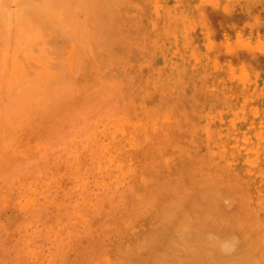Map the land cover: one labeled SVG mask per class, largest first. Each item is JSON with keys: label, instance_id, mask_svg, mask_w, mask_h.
<instances>
[{"label": "rangeland", "instance_id": "obj_1", "mask_svg": "<svg viewBox=\"0 0 264 264\" xmlns=\"http://www.w3.org/2000/svg\"><path fill=\"white\" fill-rule=\"evenodd\" d=\"M208 1L0 0V264L264 263V56L208 76L252 69L241 112L197 95L192 60L225 35Z\"/></svg>", "mask_w": 264, "mask_h": 264}, {"label": "bare ground", "instance_id": "obj_2", "mask_svg": "<svg viewBox=\"0 0 264 264\" xmlns=\"http://www.w3.org/2000/svg\"><path fill=\"white\" fill-rule=\"evenodd\" d=\"M211 1L213 2V0H209L208 2H207V4L206 3H203V4H201L200 5V8L199 9H197L196 10V13H198L199 15H200V19L202 20V23H204V20L206 21L205 23H207L209 20H210V18H209V15H208V6H209V4L211 3ZM225 1V4L224 5H222L221 7H220V15L218 16V18L217 17H211V20H214V21H216L218 24H219V26H218V30H222L223 31V33L225 34V35H228V34H231V35H229L228 37H226L225 35L223 36V39L221 38V39H218V42H213V39H212V37H211V35H210V33H208L206 30H204V31H206V37H205V42L203 43V49L201 50V51H199V52H197L198 53V55H196V57L192 60V66H200L201 68H202V71L201 72H203L204 70H206V71H204L203 73H201V74H203V76H202V80L200 81V84L199 85H197V87H196V89H195V93L197 94V95H204L205 96V98L206 97H209V96H215V93L216 94H218V96H219V98L220 99H223V103H220V107H222L223 109H228L230 112H234L233 111V109L236 111V110H238L239 112H241L242 111V108L245 106V102H246V99H245V97L241 94L240 95V93L242 92V87H243V85H241L242 84V82H244V80H248V77L250 76V74L252 73V69L250 68V69H244V71H245V73H244V71L243 70H239L240 71V74H238V76H236L235 77V74L233 75V76H229V78H222V77H218L217 78V80H216V82L214 83V84H211V86L208 88V86H207V84H209V83H207L208 81H209V75H211L210 74V72L211 71H213V70H216V68L218 67V66H220L221 64H222V61H223V59H222V57L224 56H227V57H230V56H232V54H234V55H236V54H240V53H247L248 55H250V57L251 58H253V59H257V57L259 58V57H262V56H264V35H258V36H255V37H253V34L251 35V33L252 32H254V28L257 26V25H261V24H264V0H224ZM189 3V2H188ZM198 3H196V5H197ZM111 7V6H110ZM200 19H197V21H199L200 22ZM191 24V23H190ZM208 27V25L207 26H205V25H203L202 26V29H206ZM196 29L195 27H191V28H189L188 30H187V27L185 28V30L186 31H190V30H192V29ZM246 30H248V31H250L248 34L249 35H247V36H245L244 34V32L246 31ZM203 31V30H202ZM202 45V44H201ZM185 46V45H184ZM257 49V50H256ZM77 50V49H76ZM253 51H256V54L254 55V56H252L253 55ZM74 52H76L75 51V49H74ZM77 53V52H76ZM166 62V61H165ZM175 63V62H174ZM231 64V63H230ZM245 64V63H244ZM243 64V65H244ZM232 65H234V64H232ZM235 66V65H234ZM223 67L224 66H222V68H221V70L223 69ZM154 68V67H153ZM157 68V67H156ZM159 68V67H158ZM236 68V67H235ZM239 69H241V68H239ZM184 71V70H183ZM227 71H229V67H227V70H226V73H225V70H224V72H223V74L221 73V75H223V77L225 76H227L228 74H227ZM176 72V71H175ZM200 74V75H201ZM153 75V74H152ZM156 75V74H155ZM166 75V74H165ZM248 76V77H247ZM157 77V76H156ZM174 77V76H173ZM184 77V76H183ZM171 79V78H170ZM221 79H225V88L224 87H219V85H218V83H219V81L221 80ZM162 80V79H161ZM174 80V79H173ZM160 81V80H159ZM110 88L111 87H109V90H110ZM195 88V87H194ZM200 88V89H199ZM142 90V89H141ZM235 91H238L239 92V94L237 95V96H234L235 94H234V92ZM190 96V95H189ZM197 98V97H196ZM209 110L210 111H212V112H215V113H217V109H212L211 108V106L209 105ZM146 110V109H145ZM144 110V111H145ZM129 111V110H128ZM148 111V110H147ZM221 111V110H220ZM130 113V112H129ZM237 113V112H236ZM133 114V113H132ZM147 114V113H146ZM218 114H220V113H218ZM218 114H217V117H218ZM210 115L211 114H208V115H206L205 116V120H206V124H213V118L212 117H210ZM221 115V114H220ZM243 115V114H242ZM129 120V119H128ZM127 121V120H126ZM128 123H129V121H128ZM197 127V126H196ZM207 127V126H206ZM205 128V127H204ZM206 129V128H205ZM204 129V130H205ZM194 140V139H193ZM264 147V146H263ZM222 150L224 151V153H225V155H227V156H229V150L224 146V145H222ZM249 160V159H248ZM251 160V159H250ZM254 161V160H253ZM246 163V166H247V171H250L252 168H253V166H254V163L252 162V161H250V162H245ZM261 165V167H262V169H264V164H260ZM217 172V171H216ZM261 172H262V170H261ZM257 173H259V172H257ZM263 173V172H262ZM239 175V174H238ZM248 176H250V172H247L246 174H245V176H244V178H246V177H248ZM220 178H222L223 180H224V176H219ZM214 179V178H213ZM211 180H212V178H211ZM231 180V179H230ZM248 180V179H247ZM214 181V180H213ZM238 180H237V178H235V180H234V182H235V184L236 183H239V181L237 182ZM215 182V181H214ZM226 184V183H225ZM229 184H230V186H229ZM228 185H222V187L221 188H219L220 190H221V197H222V194H223V199H225L224 197H226L227 196V194L230 192V190L231 189H233L234 188V185H232L231 186V184L232 183H229ZM212 186H213V184H211ZM210 185V186H211ZM212 186L211 187H208V188H212ZM225 186L228 188V190L227 191H229V192H227V194L226 193H224V191H225ZM237 185H235V187H236ZM215 187L216 186H213V188L212 189H214L215 190ZM230 188V189H229ZM241 188V189H240ZM217 189V188H216ZM236 188H234V190H235ZM238 190L240 189V190H242V189H245L244 187L242 188V187H239V188H237ZM236 189V190H237ZM247 189V188H246ZM207 191H209V190H207ZM206 191V194H208V193H210V191L209 192H207ZM217 191H219V190H216V191H213V194H215V193H217ZM244 191L245 190H243L242 192V195H243V197H240L241 198V200L240 201H242V200H248L249 201V197H250V192L248 191V190H246L248 193L246 194V191H245V193H244ZM240 192V191H239ZM238 192V193H239ZM211 193H212V191H211ZM210 193V194H211ZM234 194V192H230V194ZM237 193V192H236ZM235 193V194H236ZM220 194V193H219ZM230 194H229V196H230ZM232 194H231V196H232ZM229 196H228V198H229ZM230 196V197H231ZM241 196V195H240ZM221 197H220V199H221ZM227 197H226V199H228ZM234 198V197H233ZM222 200V199H221ZM229 200V199H228ZM238 200V199H237ZM224 201V200H223ZM236 201V200H235ZM239 201V200H238ZM247 201V202H248ZM53 202V201H52ZM232 203H233V201H231ZM231 202H230V204H231ZM244 202H246V201H244ZM220 203V202H219ZM249 203V202H248ZM218 204V203H217ZM221 204H223V202L221 203ZM220 204V205H221ZM235 204V203H234ZM233 204V205H234ZM240 203H238V205H239ZM244 204H246L247 205V203H244ZM249 205V204H248ZM218 206V205H217ZM243 206V205H242ZM241 206V208H243ZM250 206H252V205H250ZM57 207V206H56ZM216 207V206H215ZM235 207H237V206H235ZM240 207V206H239ZM244 207H246V206H244ZM148 208V207H147ZM251 208V207H250ZM237 209H238V207H237ZM237 209H236V211H235V213H237ZM245 209V208H244ZM247 209V208H246ZM254 209H255V207H254ZM253 209V210H254ZM239 211V210H238ZM246 211V210H245ZM248 211V210H247ZM234 212V211H233ZM224 213V212H223ZM226 213V212H225ZM232 213V212H231ZM254 214V213H253ZM228 215V213H226V216ZM236 215V214H235ZM226 216H225V218H226ZM229 216V215H228ZM253 216V215H252ZM256 216V215H255ZM263 218V217H262ZM222 219V218H221ZM228 219V218H227ZM232 219H234V218H232ZM261 219V218H260ZM225 220V219H224ZM231 220V219H230ZM235 220V219H234ZM252 220H254L253 218H252ZM257 220H258V218H257ZM222 221V220H221ZM259 221V220H258ZM236 222H238L239 223V221L237 220ZM253 223H254V221H253ZM237 225V224H236ZM242 225V224H241ZM240 225V226H241ZM239 226V225H238ZM236 228V227H235ZM242 228V227H241ZM238 229V228H237ZM256 230H257V228H256ZM220 231V230H219ZM222 232V230L220 231V233H218V234H216V237L218 238V236H219V234L224 238V239H227V240H231V236L229 235H227V232L225 233L228 237L226 238V236H224V231H223V233H221ZM218 235V236H217ZM212 236H214V235H212ZM222 237H220V239L222 238ZM257 237H259V236H257ZM156 238V237H155ZM219 239V240H220ZM251 239H252V237H251ZM258 239H260V237L258 238ZM222 240V239H221ZM262 240V239H261ZM208 241V244H209V241H210V239L209 240H207ZM214 241H215V239H214ZM217 241V240H216ZM223 241V240H222ZM222 241H219V242H222ZM225 241V240H224ZM211 242H212V239H211ZM228 242V241H227ZM258 242H260V240L258 241ZM150 243V242H149ZM154 243V242H153ZM152 243V244H153ZM218 242H216V244H217ZM223 243V242H222ZM257 243V242H256ZM151 244V245H152ZM207 244V243H206ZM216 244H213V245H215L216 246ZM227 244V243H226ZM259 244V243H258ZM262 244V243H261ZM149 245L150 244H148V247H146V248H148V249H150L149 248ZM150 245V247H152L153 248V250H151L150 251V256H153V259H156V258H159V256H160V251H158V250H156V249H158V248H156L155 246H153V245H158V244H153L152 246ZM188 245V244H187ZM221 245V244H220ZM220 245H218L217 244V246H220ZM229 245V243L227 244V246ZM231 245V244H230ZM136 246H139L140 247V244L139 245H136ZM163 246H165V245H163ZM204 246V245H203ZM206 246V245H205ZM211 246H212V244H211ZM260 246V245H259ZM154 247L156 248V249H154ZM166 247V246H165ZM185 247H186V245H185ZM202 247V246H201ZM224 247V246H223ZM226 247V246H225ZM131 248H133V247H131ZM145 247H144V249H146ZM167 248L169 249V247H168V245H167ZM174 248V247H173ZM200 248V247H199ZM134 249V248H133ZM160 249V248H159ZM171 249V248H170ZM183 249H188V247L187 248H184L183 247ZM183 249H181V251L183 250ZM208 249V248H207ZM210 249V248H209ZM165 250V249H164ZM175 249H173V251H174ZM223 250H225V248L223 249ZM223 250H220V252H222V253H225L226 255H227V253H226V250H225V252H223ZM52 251V250H51ZM145 251V250H144ZM147 251H149V250H147ZM179 251V249L177 250V251H175V252H178ZM205 251H207V250H205ZM163 252V251H162ZM170 251L169 250H167V251H165V253H166V256H168L167 255V253H169ZM174 252V253H175ZM199 252V251H198ZM174 253H172V255L174 254ZM209 253V252H208ZM145 254V253H144ZM182 254V253H181ZM185 254V253H184ZM184 254H182V255H184ZM189 254V253H188ZM54 255V254H53ZM162 255V254H161ZM171 255V254H170ZM179 255V254H178ZM178 255L176 254V256L178 257ZM207 255V254H206ZM214 255V254H213ZM141 256H143V254L141 253ZM145 256H148L147 255V252H146V254H145ZM145 256L143 257V258H141L140 259V257L139 258H137V260L140 262V261H142V262H144L143 260L145 259ZM189 256V255H188ZM212 256V255H211ZM220 256V255H219ZM224 256V255H223ZM210 257V256H209ZM148 258V259H147ZM146 258V261L147 260H150V257H147ZM161 258V257H160ZM159 258V259H160ZM185 258H188L189 259V257H184L183 256V258L181 257V258H174V260H173V262L175 261L176 263H178L177 261H179L180 260V264L182 263L183 264V262H185L186 260H183V262H181V259H185ZM191 258V257H190ZM204 258V257H203ZM206 258H208V257H206ZM205 258V259H206ZM229 258H231V257H229ZM228 258V259H229ZM236 258V257H235ZM238 258H240V257H238ZM122 259V258H121ZM172 260V258H170L169 257V259H167V258H161L160 260H158V264H168V263H173V262H170L171 260ZM177 259V260H176ZM179 259V260H178ZM196 259V258H195ZM195 259H193V261L195 260ZM241 259V258H240ZM151 260H152V258H151ZM157 260V259H156ZM170 260V261H169ZM198 260V259H197ZM197 260L196 261H194V263H192L193 261L192 260H189L190 261V264L192 263V264H199V262H197ZM225 260H227L226 259V257H225ZM253 260V259H252ZM251 260V262H250V264H260V262H254V261H252ZM133 262L132 263H134V264H136V263H138L139 264V262H136L135 263V260L133 259L132 260ZM192 261V262H191ZM200 261V264H201V260H199ZM203 261V260H202ZM207 261H209V260H207ZM246 260H244V262H245ZM125 262H127V263H125ZM148 262V261H147ZM150 262V261H149ZM153 262H157V261H155V260H153L152 261V263ZM174 262V263H175ZM196 262V263H195ZM211 262H213V261H211ZM240 262V261H239ZM243 262V264H245ZM264 262V261H263ZM124 263L125 264H128V261H124ZM123 263V264H124ZM146 263V262H145ZM145 263H142V264H145ZM152 263H150V264H152ZM175 263V264H176ZM187 263H189L188 261L185 263V264H187ZM203 263V262H202ZM248 263V262H247ZM261 263H262V261H261ZM131 264V263H130ZM155 264V263H154ZM157 264V263H156ZM241 264V263H240ZM262 264H264V263H262Z\"/></svg>", "mask_w": 264, "mask_h": 264}]
</instances>
